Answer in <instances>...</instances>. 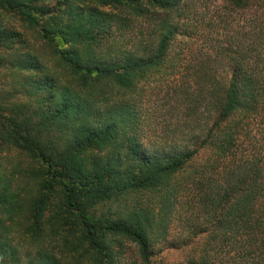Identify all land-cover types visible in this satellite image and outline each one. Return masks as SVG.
Wrapping results in <instances>:
<instances>
[{
  "label": "trees",
  "instance_id": "trees-1",
  "mask_svg": "<svg viewBox=\"0 0 264 264\" xmlns=\"http://www.w3.org/2000/svg\"><path fill=\"white\" fill-rule=\"evenodd\" d=\"M224 2L264 9V0ZM194 5L0 0V14L37 33L67 76L24 51L25 31L0 22V66L22 73L34 97L26 109L0 100V152L28 159L11 170L0 164V264H127V245L140 264H153L156 247L174 245L175 221L206 233L190 264H264V152L246 148L254 117H264V23L257 39L223 50L225 78L199 62L208 88L197 93L196 132L185 143L145 142L130 98L142 81L186 65L187 52L171 49L179 35L192 36ZM141 22L145 41L118 39ZM200 105L210 112L204 121ZM190 193L197 216L178 211ZM21 221L35 240L27 263L11 236Z\"/></svg>",
  "mask_w": 264,
  "mask_h": 264
},
{
  "label": "rangeland",
  "instance_id": "rangeland-1",
  "mask_svg": "<svg viewBox=\"0 0 264 264\" xmlns=\"http://www.w3.org/2000/svg\"><path fill=\"white\" fill-rule=\"evenodd\" d=\"M190 3H195L192 7L194 19L190 23L192 36L179 35L171 49V54L172 52L181 51V54L182 51L183 53L187 52L188 61L186 65L183 64L180 71L175 72L174 75H156L142 81L130 97L141 112V132L145 142L157 140L162 144L185 143L186 136L196 132L198 116L196 115L197 111L195 112L197 104L195 98L197 93L202 96L201 88L205 87L204 91L208 88L206 77L199 76V62H202L203 65L208 63L209 65L205 68L208 70L214 68L219 78H225L229 72L230 64L228 55L226 56L227 53L224 54L223 50L232 47L235 51L242 42L257 39L259 28L264 23V9L260 7L243 11L231 8L224 0H190ZM0 22L4 26L25 31L24 36L27 37L28 43L24 51L38 56L53 71H59L61 78L65 81L67 76L62 75L61 71L63 72V70L57 59L37 33L30 29L26 30L10 14H0ZM147 28L146 23L143 22L142 25L139 23L133 30H118L117 37L120 41L135 42L136 39L141 38L145 41L144 35H140L138 30L142 29L144 34L149 37ZM20 79L21 82L25 81L22 73L19 74L11 68L0 66V100L3 99L9 105L16 104L18 107L25 105L24 108L26 109L30 104L32 107L34 97L26 92ZM30 83L29 81L28 85ZM200 106L198 115L201 114L199 117L204 121L209 111L204 105ZM251 128V137L246 140V148L249 146L251 151L264 152V117H254ZM25 162H28L27 157L20 155L17 150L11 149L0 152L1 166H7L10 170L12 165ZM154 195L153 203L155 205L160 204L159 196ZM179 198L182 207L178 205V211L183 209L182 213L197 216L198 210L189 205H195L193 194H183ZM184 203H188V206ZM22 232L21 221L18 226L14 227L11 236L13 237L12 242L19 251V258L22 262L27 263L29 256L34 252L35 248L32 246L35 245V240L28 235H23ZM194 232L189 223L181 224L179 221H175L169 234V239L174 245L167 241L156 247L153 264H190L191 258H198L202 250L199 245L204 243L206 233L193 235ZM40 241L45 242L43 238ZM136 256L134 247L127 245L125 257V260L128 261L127 264H140Z\"/></svg>",
  "mask_w": 264,
  "mask_h": 264
}]
</instances>
